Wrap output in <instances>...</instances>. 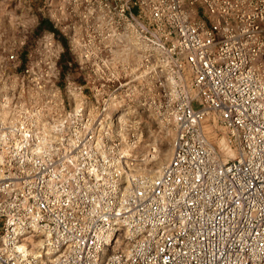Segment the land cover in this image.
Returning <instances> with one entry per match:
<instances>
[{
  "label": "built area",
  "instance_id": "1",
  "mask_svg": "<svg viewBox=\"0 0 264 264\" xmlns=\"http://www.w3.org/2000/svg\"><path fill=\"white\" fill-rule=\"evenodd\" d=\"M49 21L0 49V264H264V0H53ZM150 121L172 152L135 172Z\"/></svg>",
  "mask_w": 264,
  "mask_h": 264
},
{
  "label": "rangeland",
  "instance_id": "2",
  "mask_svg": "<svg viewBox=\"0 0 264 264\" xmlns=\"http://www.w3.org/2000/svg\"><path fill=\"white\" fill-rule=\"evenodd\" d=\"M36 11L51 20L53 0L45 5L42 0ZM36 24L37 18L32 0H0V49L18 47L22 41L32 43L35 38L32 30ZM150 124V128L144 130L141 142L132 149L134 156L132 168L135 172H156L172 152L173 130L151 121ZM202 126L209 140L216 144L220 132L214 129L211 119H205Z\"/></svg>",
  "mask_w": 264,
  "mask_h": 264
},
{
  "label": "trees",
  "instance_id": "3",
  "mask_svg": "<svg viewBox=\"0 0 264 264\" xmlns=\"http://www.w3.org/2000/svg\"><path fill=\"white\" fill-rule=\"evenodd\" d=\"M32 2H33L34 11L36 13V18H37V24L35 25V27L32 30V35H33V38H34L42 30H44V29H50L51 30V29H53V27H52L51 22L47 18L43 17L40 13H38L36 11L37 6L39 5V3L42 2V0H32ZM60 39H61L62 43L65 45V42H64L63 38L60 37ZM22 54H23V51H22ZM68 57L69 56H68L67 50L65 49L64 52H63V54H62V56H61V58H60L61 63H64V61ZM63 70H66V67L65 66H63ZM70 71H73V67L70 68Z\"/></svg>",
  "mask_w": 264,
  "mask_h": 264
}]
</instances>
